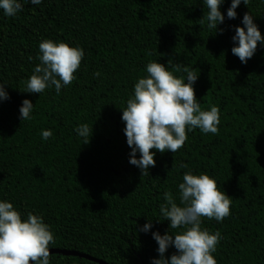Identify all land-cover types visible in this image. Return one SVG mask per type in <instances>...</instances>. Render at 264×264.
Here are the masks:
<instances>
[{
	"label": "trees",
	"instance_id": "trees-1",
	"mask_svg": "<svg viewBox=\"0 0 264 264\" xmlns=\"http://www.w3.org/2000/svg\"><path fill=\"white\" fill-rule=\"evenodd\" d=\"M229 4L224 0L222 14ZM203 11L201 0H43L23 3L15 17L0 12V84L8 93L0 101V199L22 219L42 217L53 235L49 250L150 264L158 258L151 232L181 231L160 216L163 193L179 204L177 185L191 170L214 178L231 201L221 222L201 217L202 228L221 234L216 264H264V48L258 44L244 64L231 53L245 12L264 37V0L247 6L241 0L236 18H225L216 33L200 23ZM44 39L84 51L75 79L59 95L49 88L23 92ZM149 61L193 70L194 95L202 109L218 107L219 124L216 134L187 132L175 153L155 152L149 175H141L128 163L120 109ZM23 99L34 105L27 121L18 118ZM82 123L92 128L87 144L73 131ZM44 129L52 131L47 140ZM147 219L149 232L137 231ZM174 252L169 247L165 256ZM49 261L97 264L61 254Z\"/></svg>",
	"mask_w": 264,
	"mask_h": 264
},
{
	"label": "clouds",
	"instance_id": "clouds-1",
	"mask_svg": "<svg viewBox=\"0 0 264 264\" xmlns=\"http://www.w3.org/2000/svg\"><path fill=\"white\" fill-rule=\"evenodd\" d=\"M43 0H0V12L5 17H15L23 9V3L42 4ZM245 6L249 0H242ZM224 0H201L203 11L200 23L209 30L218 31L217 26L227 19H235V9L241 0H230L225 14L220 6ZM231 37L234 46L231 53L244 64L257 50L259 44L264 48V37L254 23V17L245 12ZM39 63L32 69V74L25 82L23 92L41 94L46 88L54 89L60 94L75 79L74 72L79 68L84 51L79 46H69L64 42L44 39L38 44ZM168 64L172 70L165 67ZM146 75L136 80L132 95L121 110L120 119L124 123L122 129L126 144L130 149L128 163L135 166L141 175H149L148 169L155 165V152L169 151L175 153L187 139V132L199 129L203 134H216L219 124V109L210 105L207 110L201 108L194 95V83L198 75L186 66L149 61L145 65ZM183 72L177 76L174 73ZM98 76L99 73H93ZM8 99L5 85L0 84V101ZM33 103L23 99L19 106V119H31ZM73 131L89 142L92 128L86 123L79 124ZM42 140L52 136L50 129L41 130ZM154 149L155 151H150ZM137 153L139 157L137 158ZM186 167V165H180ZM178 199L169 192L163 193V202L159 204V213L163 221H168V229H181L170 234L165 231L161 235L151 232L156 242L158 258H151L150 264H216L212 255L221 239L219 231L210 233L201 227V217L221 222L229 215L230 199L224 191H220L214 178L205 173L193 174L191 170L182 176L178 183ZM161 222V220H158ZM152 228L151 220L139 226L137 231L148 233ZM53 235L49 226L39 215L28 213L26 219L21 218L13 204L0 199V264H50L49 245L53 243ZM169 247L175 252L169 256L165 253Z\"/></svg>",
	"mask_w": 264,
	"mask_h": 264
},
{
	"label": "water",
	"instance_id": "water-1",
	"mask_svg": "<svg viewBox=\"0 0 264 264\" xmlns=\"http://www.w3.org/2000/svg\"><path fill=\"white\" fill-rule=\"evenodd\" d=\"M50 251V255L51 254H61L64 256H74V257H80V258H85L89 261L95 262L97 264H107L103 261H100L98 259L92 258L90 256L84 255V254H80L78 252H72V251H61V250H49ZM29 264H32V262L30 261Z\"/></svg>",
	"mask_w": 264,
	"mask_h": 264
}]
</instances>
